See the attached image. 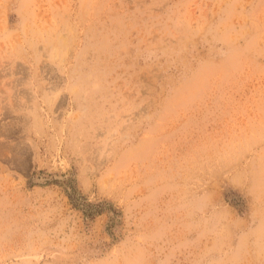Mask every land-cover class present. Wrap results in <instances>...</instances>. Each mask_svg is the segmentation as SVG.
Returning a JSON list of instances; mask_svg holds the SVG:
<instances>
[{
  "label": "rangeland",
  "instance_id": "1",
  "mask_svg": "<svg viewBox=\"0 0 264 264\" xmlns=\"http://www.w3.org/2000/svg\"><path fill=\"white\" fill-rule=\"evenodd\" d=\"M0 264H264V0H0Z\"/></svg>",
  "mask_w": 264,
  "mask_h": 264
}]
</instances>
